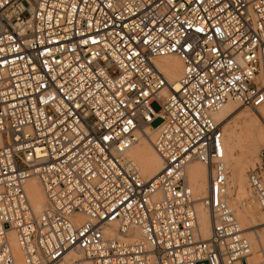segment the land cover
Masks as SVG:
<instances>
[{
    "label": "built area",
    "instance_id": "2783aa9c",
    "mask_svg": "<svg viewBox=\"0 0 264 264\" xmlns=\"http://www.w3.org/2000/svg\"><path fill=\"white\" fill-rule=\"evenodd\" d=\"M171 54L177 88L157 63ZM229 101L264 102V0H0V264H17L12 237L24 264H257L226 198L213 114ZM146 126L153 177L128 155ZM193 161L207 168L198 200ZM263 170L240 206L264 213Z\"/></svg>",
    "mask_w": 264,
    "mask_h": 264
},
{
    "label": "bare ground",
    "instance_id": "6f19581e",
    "mask_svg": "<svg viewBox=\"0 0 264 264\" xmlns=\"http://www.w3.org/2000/svg\"><path fill=\"white\" fill-rule=\"evenodd\" d=\"M157 63L159 67L165 72L166 77L170 80L172 86L174 88H177L178 87L177 80L182 71L181 60L176 55L171 54L158 59ZM238 104L241 105L240 103L229 101L226 104H224L220 110H218L213 114L214 119L219 124H221L223 128L225 160L228 163H230V166L232 167L230 174L232 176V185H231L232 187L231 186L229 187L228 185L229 178L227 177L226 198L228 204L229 201L231 200L229 196H231L230 194H232L233 188L237 185L236 184L237 179L239 180V182L241 181L242 183V180H245L246 178L244 155L241 151H239L240 148L238 147L242 136L241 124H243L247 118L252 119V117L255 118L256 115H259V117H261L264 120V103H262L261 106L254 109L253 111H244L243 108H241V106H238ZM148 130L155 137V130L152 129L151 127L146 126L137 129L136 131L137 141L129 150L128 155L135 161L142 175L146 177H153L162 169L163 161L159 156V154L154 149L153 144L150 143L148 139L142 134V133H146ZM224 132L228 135L229 140L225 139ZM259 137L256 136L254 138L255 142L257 143L262 142L261 137L263 138V135ZM150 140H152V138ZM2 143L3 140L0 136V146L2 145ZM229 143H230V148H228ZM185 175L191 186L193 198L196 200L204 198L208 186V176H207L206 166L200 162H196V161L190 162L185 167ZM25 189L30 199L34 212L39 213L44 205V194L36 176H31L30 178L27 179V181L25 182ZM245 207L247 208V211L250 212V220L253 223H256L257 221L256 218L258 216L256 214L255 208L252 206V203H249ZM241 208L242 207L235 208L236 217L237 215H239V211ZM197 210H198V226L200 233L202 234L203 238H208L210 234V217L207 208L202 204L200 200L198 201L197 204ZM237 219L241 226L247 224L248 219L246 214L242 213L240 217H238ZM245 231H247L249 234L256 233V231L253 230V228L251 227L244 229V232ZM252 239L257 241V243L254 242V244H256L255 248L257 246L258 248H260L258 249L260 250V255L262 257L260 263L264 264V233H262L261 235L256 234L253 236ZM11 244L17 264H24L22 261L20 249L13 237L11 238ZM77 256H78L77 254H72V257H77Z\"/></svg>",
    "mask_w": 264,
    "mask_h": 264
},
{
    "label": "rangeland",
    "instance_id": "374dc122",
    "mask_svg": "<svg viewBox=\"0 0 264 264\" xmlns=\"http://www.w3.org/2000/svg\"><path fill=\"white\" fill-rule=\"evenodd\" d=\"M264 103V102H263ZM235 104V103H234ZM238 106H241V108H243L244 111H253L254 109L258 108L260 105H256V106H246L243 104L239 105ZM151 107L153 108V110L155 111H158L160 109V106H159V102L157 100H153L151 102ZM253 108V109H251ZM161 121L160 118L156 117L152 122H151V125L152 126H156L157 124H159ZM241 128H242V136H241V140H240V143H239V151H241L244 155V159H245V170H246V175H247V172L249 170H252V169H257L258 170V167L260 165L263 166V169H264V157H261L260 156V153H261V150L262 148H264V120L259 117V115H256V117H252L251 118H247L243 124H241ZM244 128V129H243ZM223 129V128H222ZM245 130V131H244ZM225 133V132H224ZM143 136H145L148 141L150 143H152V140H154V135L148 130L146 133H142ZM263 135V138L261 137V140L262 142H255L254 138L256 136H261ZM152 138V140H150ZM225 139L229 140V137L228 135L225 133ZM260 139V137H259ZM255 142V143H254ZM261 143V144H260ZM230 148V143L228 144ZM226 165H227V171H228V180H229V187L232 185V176L230 175L231 174V166H230V163H228L226 161ZM245 175V180H242V183L241 181L239 182V180L237 179V185L233 188V191H232V194H230L231 196H229L231 198V200L229 201V205L234 209L235 211V208H239V207H242L239 211V215H237V218L240 217V215L242 213L246 214L247 216V224L246 225H243L241 226L242 229H246V228H253V230L256 231V233H252V234H249L247 231L246 232V236L251 240L252 243V255L251 257L249 258L250 261H253V262H256L257 264H262L260 263V260H261V255H260V248H258V246L255 248V245L254 242L257 243L256 240H253V236L254 235H261L262 233H264V213H262L259 209V207L252 203V206L255 208L256 210V214H257V218H256V223H253L251 220H250V212L247 211V208L245 206H240V202L241 200L245 199L248 197L249 195V190H248V187H247V176ZM263 178H264V170H263ZM232 187V186H231Z\"/></svg>",
    "mask_w": 264,
    "mask_h": 264
}]
</instances>
